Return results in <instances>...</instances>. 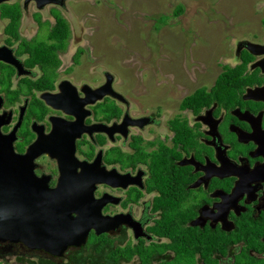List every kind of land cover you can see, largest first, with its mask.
Wrapping results in <instances>:
<instances>
[{
    "label": "flooded vegetation",
    "instance_id": "af4514ba",
    "mask_svg": "<svg viewBox=\"0 0 264 264\" xmlns=\"http://www.w3.org/2000/svg\"><path fill=\"white\" fill-rule=\"evenodd\" d=\"M65 1L0 4V133L16 154H37L33 172L51 188L86 181L91 205L116 219L62 256L1 242L0 264H86L88 252L108 260L117 249L118 264H264V4H248L258 25L234 38L230 59L168 66L153 80L135 66L132 76L151 85L131 87L95 68L78 78L83 50L66 66L61 57L70 36L51 49L55 60L36 52L55 43L38 37ZM107 74L109 91L95 99ZM35 198L42 226L48 202Z\"/></svg>",
    "mask_w": 264,
    "mask_h": 264
},
{
    "label": "rangeland",
    "instance_id": "374dc122",
    "mask_svg": "<svg viewBox=\"0 0 264 264\" xmlns=\"http://www.w3.org/2000/svg\"><path fill=\"white\" fill-rule=\"evenodd\" d=\"M248 4H264V0H66L62 17L69 26L70 40L61 57L66 66L75 50H83L79 67L85 68L76 71L78 78L86 71L94 73L95 68L114 72L131 87L151 85L146 78L142 83L132 76L135 66H147L140 70L153 80L152 71L166 73L171 70L168 66L180 69L230 59L234 38L243 37L248 22L255 19L258 25L256 15L246 19ZM49 21L53 26V20ZM47 33L48 27L41 28L38 38L45 40ZM93 77L94 83L101 81L98 74ZM177 96L178 101L182 95ZM10 262L16 264L15 259Z\"/></svg>",
    "mask_w": 264,
    "mask_h": 264
},
{
    "label": "water",
    "instance_id": "95a60500",
    "mask_svg": "<svg viewBox=\"0 0 264 264\" xmlns=\"http://www.w3.org/2000/svg\"><path fill=\"white\" fill-rule=\"evenodd\" d=\"M12 0H0V4ZM34 1L38 6L59 5L64 0ZM107 82L93 91L95 99H101L110 86ZM1 118V117H0ZM2 120H0V123ZM37 154L29 151L18 155L12 141L0 133V243L20 242L31 249H40L54 256H62L67 247L85 245L91 231L99 236L106 233L111 220L101 215L99 204L91 205V186L86 181H59L51 188L47 178H38L33 172L32 160ZM46 197L48 205L43 211L39 226L40 209L31 207L35 196ZM45 199V200H46ZM120 223V220L117 221Z\"/></svg>",
    "mask_w": 264,
    "mask_h": 264
},
{
    "label": "trees",
    "instance_id": "16d2710c",
    "mask_svg": "<svg viewBox=\"0 0 264 264\" xmlns=\"http://www.w3.org/2000/svg\"><path fill=\"white\" fill-rule=\"evenodd\" d=\"M178 10H181V8H179ZM181 12V11H180ZM179 12V13H180ZM175 15H178V13H176ZM70 36V29L69 26L66 22V20L60 16H56V23L54 24V26L50 29L49 33H48V38L50 40H54L55 43L50 44V45H44V46H39L37 48L36 52H41L43 51L42 49L46 48V55H47V59L48 60H55V55L54 52L51 51V49L55 50H63L66 48V43L67 40ZM56 64V62H55ZM94 243V242H93ZM103 242H98V245L96 247V251H101V246H102ZM94 250L90 253L88 252V263L86 264H111V262H113V264H118V260H117V254H121L120 250L117 249L116 252H109L108 253V260L104 259V254H101L100 256L96 255L95 253L93 254ZM106 257V256H105ZM96 260H102V261H96ZM85 261V260H84ZM82 261V262H84ZM82 262H78V263H74V264H81Z\"/></svg>",
    "mask_w": 264,
    "mask_h": 264
}]
</instances>
